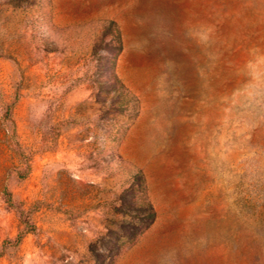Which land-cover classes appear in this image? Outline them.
<instances>
[{
	"label": "rangeland",
	"instance_id": "rangeland-1",
	"mask_svg": "<svg viewBox=\"0 0 264 264\" xmlns=\"http://www.w3.org/2000/svg\"><path fill=\"white\" fill-rule=\"evenodd\" d=\"M0 264H264V0H0Z\"/></svg>",
	"mask_w": 264,
	"mask_h": 264
},
{
	"label": "trees",
	"instance_id": "trees-1",
	"mask_svg": "<svg viewBox=\"0 0 264 264\" xmlns=\"http://www.w3.org/2000/svg\"><path fill=\"white\" fill-rule=\"evenodd\" d=\"M147 223L144 224L141 228L138 227H134V225H130V229H131V233H130V237L129 240H132L138 233H140L142 230H144L148 225H150L154 219V214L151 208H147ZM110 252H113V250H110Z\"/></svg>",
	"mask_w": 264,
	"mask_h": 264
}]
</instances>
